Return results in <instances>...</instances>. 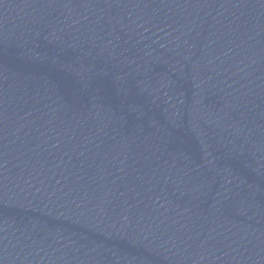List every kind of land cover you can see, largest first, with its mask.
I'll return each mask as SVG.
<instances>
[{"label": "water", "instance_id": "obj_1", "mask_svg": "<svg viewBox=\"0 0 264 264\" xmlns=\"http://www.w3.org/2000/svg\"><path fill=\"white\" fill-rule=\"evenodd\" d=\"M0 264H264V0H0Z\"/></svg>", "mask_w": 264, "mask_h": 264}]
</instances>
